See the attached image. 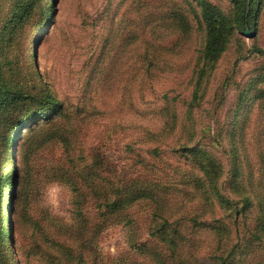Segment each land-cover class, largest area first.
Wrapping results in <instances>:
<instances>
[{"label": "rangeland", "instance_id": "rangeland-1", "mask_svg": "<svg viewBox=\"0 0 264 264\" xmlns=\"http://www.w3.org/2000/svg\"><path fill=\"white\" fill-rule=\"evenodd\" d=\"M54 1L46 34L38 41L39 32L32 30L33 43L29 45L22 37L19 51L24 58L35 46L40 78L65 110L78 118L87 143H93L102 191L137 180L149 182L165 186L167 215L174 225L189 228L193 213L205 223L202 227L228 222V212L219 207L214 211L203 199L204 192L196 191L197 180L207 179L200 167L215 160L218 199H234L240 207L244 197L255 201L244 224L230 223L234 233L240 227L238 240H246L253 230L252 219L259 213L256 200H264V0L254 30L230 37L218 62L203 56L205 27L200 0ZM205 1L224 14H233L230 0ZM138 13L143 15L144 27L137 25ZM124 19L135 21L131 33L141 37L125 46L116 39V51L106 60L105 48L113 35L110 29ZM121 53L125 55L118 59ZM147 54L157 59L149 72L141 59ZM246 95H259L256 106L248 116L236 115ZM37 139L38 134H29L19 144L22 173L34 163ZM156 195L105 222L98 243L107 264H132L131 259L141 257L135 255L129 237L152 238L149 231L157 229L161 221L154 215ZM48 199L57 211L68 215L66 187L51 186ZM12 218L16 251L12 261L48 264L38 252L47 247L45 240L32 230L25 216L13 214ZM192 239L199 241L202 262H208L212 236L197 232Z\"/></svg>", "mask_w": 264, "mask_h": 264}, {"label": "trees", "instance_id": "trees-1", "mask_svg": "<svg viewBox=\"0 0 264 264\" xmlns=\"http://www.w3.org/2000/svg\"><path fill=\"white\" fill-rule=\"evenodd\" d=\"M230 1L233 3L232 15L200 0L205 27L203 56L209 62H218L234 34L249 35L254 30L262 0ZM54 4V0H0V264H15L12 261L16 253L13 214L25 216L32 230L45 240L47 247L38 252L48 264H107L98 243L105 222L116 216L120 218L119 213L124 208L144 199H153L156 193L154 215L160 217L161 224L158 221L159 227L149 231L151 239L140 241L129 237L135 255H141L138 264H146V261L152 264H264V200H256L259 213L252 219L253 230L249 231V237L238 240L240 227H236L234 233L230 223L244 224V217L253 213L255 201L244 197L245 204L240 207L234 199H218L215 195L218 172L215 160L200 167L207 179L197 180L196 191L204 192L203 199L210 202L214 211L219 207L221 212H228V222L207 223L202 227L205 223L193 213L188 219L189 228L174 225L167 215L170 207L165 186L150 185L149 182L137 180V183L118 184L107 193L102 191L99 184L101 169L93 143H87L78 118L65 110L63 103L40 78L35 65V46L24 58L19 51L22 37L29 45L33 43L29 34L32 30L39 32L38 41L46 34ZM127 11L129 13V8ZM175 16L179 17V14L175 13ZM136 19L137 25L144 27L141 13ZM135 25L134 20L124 19L111 27L110 34L113 35L105 48L106 60L116 51V39L124 46L128 41L139 40L141 35L131 33ZM124 55L121 53L116 57L119 59ZM150 56L141 58L146 62V72L157 60L155 55ZM258 96L246 95L238 105L236 115L248 116L254 110ZM190 105L195 107L193 102ZM29 134H38V143L33 149L36 157L28 171L22 173L18 147ZM154 150L157 152L156 148ZM53 185L68 189V215L57 211L48 199V189ZM197 232L210 235L214 240L206 263L200 259L204 253L198 246L199 241L192 239ZM134 235L135 231H132ZM138 261L131 259L132 264ZM120 264H127V261Z\"/></svg>", "mask_w": 264, "mask_h": 264}]
</instances>
